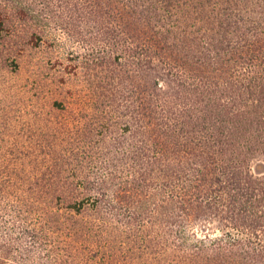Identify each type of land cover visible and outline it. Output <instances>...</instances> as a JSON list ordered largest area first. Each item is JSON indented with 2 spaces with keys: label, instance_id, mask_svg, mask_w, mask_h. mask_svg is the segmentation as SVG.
I'll return each mask as SVG.
<instances>
[{
  "label": "trees",
  "instance_id": "16d2710c",
  "mask_svg": "<svg viewBox=\"0 0 264 264\" xmlns=\"http://www.w3.org/2000/svg\"><path fill=\"white\" fill-rule=\"evenodd\" d=\"M49 39L78 87L0 264H264V0H0L3 69Z\"/></svg>",
  "mask_w": 264,
  "mask_h": 264
},
{
  "label": "rangeland",
  "instance_id": "374dc122",
  "mask_svg": "<svg viewBox=\"0 0 264 264\" xmlns=\"http://www.w3.org/2000/svg\"><path fill=\"white\" fill-rule=\"evenodd\" d=\"M26 36L22 38V47L26 45ZM50 39L19 56V72L0 66V182L12 179L26 184L31 172L42 169L43 160L53 149H49L50 141L58 136L55 143L60 142L61 130L56 128L58 112L52 104L56 100H73L68 89L76 90L78 84L73 82L75 79L60 81L61 77H69L63 72L67 62L61 51L48 45ZM54 59L61 64L55 71L49 65Z\"/></svg>",
  "mask_w": 264,
  "mask_h": 264
}]
</instances>
